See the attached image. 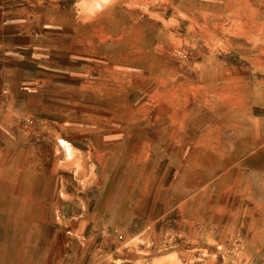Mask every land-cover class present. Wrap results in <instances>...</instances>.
Returning a JSON list of instances; mask_svg holds the SVG:
<instances>
[{
	"label": "rangeland",
	"instance_id": "obj_1",
	"mask_svg": "<svg viewBox=\"0 0 264 264\" xmlns=\"http://www.w3.org/2000/svg\"><path fill=\"white\" fill-rule=\"evenodd\" d=\"M28 262L264 264V0H0V264Z\"/></svg>",
	"mask_w": 264,
	"mask_h": 264
},
{
	"label": "crops",
	"instance_id": "obj_2",
	"mask_svg": "<svg viewBox=\"0 0 264 264\" xmlns=\"http://www.w3.org/2000/svg\"><path fill=\"white\" fill-rule=\"evenodd\" d=\"M160 43H161V45H163V41H158L157 38H156L155 41H154V44H155L157 49L159 48ZM27 264H31V263L28 262Z\"/></svg>",
	"mask_w": 264,
	"mask_h": 264
}]
</instances>
